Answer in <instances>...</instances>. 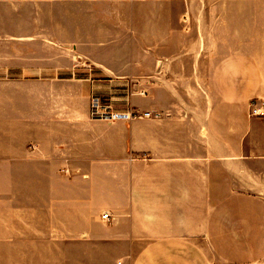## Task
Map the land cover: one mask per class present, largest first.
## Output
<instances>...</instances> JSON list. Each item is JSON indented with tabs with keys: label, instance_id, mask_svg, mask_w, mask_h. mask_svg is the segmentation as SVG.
Here are the masks:
<instances>
[{
	"label": "crops",
	"instance_id": "crops-1",
	"mask_svg": "<svg viewBox=\"0 0 264 264\" xmlns=\"http://www.w3.org/2000/svg\"><path fill=\"white\" fill-rule=\"evenodd\" d=\"M253 97L264 0H0V264H264Z\"/></svg>",
	"mask_w": 264,
	"mask_h": 264
},
{
	"label": "built area",
	"instance_id": "built-area-1",
	"mask_svg": "<svg viewBox=\"0 0 264 264\" xmlns=\"http://www.w3.org/2000/svg\"><path fill=\"white\" fill-rule=\"evenodd\" d=\"M133 92L129 88L127 95ZM141 94H145V90L139 91ZM249 115L255 117H264V98L253 97L248 102ZM90 113L94 118L106 119L109 121L115 120H131L134 118L142 117H158L160 115L157 111L141 110L135 106L129 105L124 109L116 108L109 100L104 99L98 94H93L90 99ZM103 218L109 219V212H105L102 215Z\"/></svg>",
	"mask_w": 264,
	"mask_h": 264
},
{
	"label": "rangeland",
	"instance_id": "rangeland-1",
	"mask_svg": "<svg viewBox=\"0 0 264 264\" xmlns=\"http://www.w3.org/2000/svg\"><path fill=\"white\" fill-rule=\"evenodd\" d=\"M217 249L219 257H236L239 261L243 257H264V246L233 245L219 246Z\"/></svg>",
	"mask_w": 264,
	"mask_h": 264
}]
</instances>
